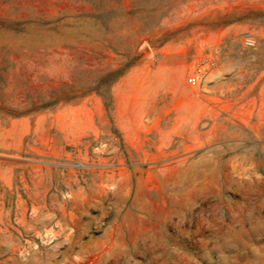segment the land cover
Listing matches in <instances>:
<instances>
[{
    "label": "rangeland",
    "instance_id": "374dc122",
    "mask_svg": "<svg viewBox=\"0 0 264 264\" xmlns=\"http://www.w3.org/2000/svg\"><path fill=\"white\" fill-rule=\"evenodd\" d=\"M262 85L264 0H0V264H264Z\"/></svg>",
    "mask_w": 264,
    "mask_h": 264
},
{
    "label": "built area",
    "instance_id": "2783aa9c",
    "mask_svg": "<svg viewBox=\"0 0 264 264\" xmlns=\"http://www.w3.org/2000/svg\"><path fill=\"white\" fill-rule=\"evenodd\" d=\"M244 44L249 48L255 47V41L252 38H247ZM217 64L218 58L214 54L209 60H207L197 69L195 74L191 75L187 79V83L193 88H199L203 84L206 76L217 66Z\"/></svg>",
    "mask_w": 264,
    "mask_h": 264
},
{
    "label": "trees",
    "instance_id": "16d2710c",
    "mask_svg": "<svg viewBox=\"0 0 264 264\" xmlns=\"http://www.w3.org/2000/svg\"><path fill=\"white\" fill-rule=\"evenodd\" d=\"M124 71L125 70H117V71H113L112 73H110V76H112L113 79L111 80V84H109L110 86H109V89H107L106 94H102L101 92H98L103 97L105 106L110 114H112L113 112V98L111 96L110 87L112 86L114 82H116V80H118L119 78L123 76Z\"/></svg>",
    "mask_w": 264,
    "mask_h": 264
},
{
    "label": "crops",
    "instance_id": "0c3cea01",
    "mask_svg": "<svg viewBox=\"0 0 264 264\" xmlns=\"http://www.w3.org/2000/svg\"><path fill=\"white\" fill-rule=\"evenodd\" d=\"M260 101L262 107L264 108V85H262L260 88Z\"/></svg>",
    "mask_w": 264,
    "mask_h": 264
}]
</instances>
